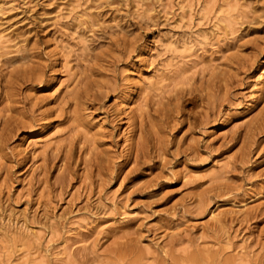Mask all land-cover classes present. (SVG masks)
<instances>
[{"label":"rangeland","instance_id":"374dc122","mask_svg":"<svg viewBox=\"0 0 264 264\" xmlns=\"http://www.w3.org/2000/svg\"><path fill=\"white\" fill-rule=\"evenodd\" d=\"M263 70L264 0H0L1 264H264Z\"/></svg>","mask_w":264,"mask_h":264},{"label":"bare ground","instance_id":"6f19581e","mask_svg":"<svg viewBox=\"0 0 264 264\" xmlns=\"http://www.w3.org/2000/svg\"><path fill=\"white\" fill-rule=\"evenodd\" d=\"M182 2H183V0H182ZM181 9H182V11H183V16H184V14H189V16L190 17H192L194 14H195V12H196V10H195V6L192 4V3H190L189 5H185V4H181ZM195 16V15H194ZM183 18V17H182ZM214 31L216 32V33H218V32H222V28L219 26V25H215L214 26ZM213 31V32H214ZM221 34V33H220ZM259 77H260V80H258V84H262L261 85V89L263 90L264 88V70L261 72V74L259 75ZM257 85V84H256ZM257 87V86H256ZM260 87V86H259ZM260 89V88H259ZM137 101H138V99H137ZM140 101V100H139ZM138 101V102H139ZM123 106V105H122ZM125 107L123 108V112L126 114V115H128V117H129V112H128V106H126V105H124ZM129 119V118H128ZM43 139V138H42ZM217 173L215 172L214 173V175H216ZM240 206V205H239ZM244 207H246V203H242V205L240 206V208H244ZM221 210H220V208L219 207H217L216 209H214V210H212L211 212H210V214H209V217L213 220V219H215L216 221L218 220V221H220V217H221ZM33 238H34V241L35 242H39V238H38V236H36V235H33ZM5 241V240H4ZM6 242V241H5ZM5 247H6V245H5ZM1 248V247H0ZM4 248V247H3ZM4 255V254H3ZM0 256H1V253H0ZM8 259V258H7ZM3 261V260H2ZM46 262H44V261H37V262H33V263H31V264H45ZM0 264H1V262H0ZM138 264V263H137ZM237 264H248L247 262H243L242 260H239L238 262H237Z\"/></svg>","mask_w":264,"mask_h":264}]
</instances>
